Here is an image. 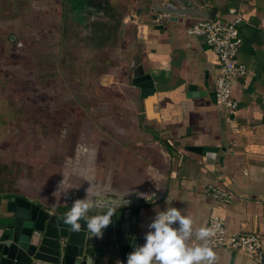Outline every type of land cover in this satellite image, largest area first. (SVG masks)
I'll use <instances>...</instances> for the list:
<instances>
[{"label":"crops","instance_id":"0c3cea01","mask_svg":"<svg viewBox=\"0 0 264 264\" xmlns=\"http://www.w3.org/2000/svg\"><path fill=\"white\" fill-rule=\"evenodd\" d=\"M197 1L215 7L216 18L224 24L232 21L229 10L238 8L243 13L244 22L240 26L243 44L238 61L246 66L247 75L233 83V97L239 105L235 112L213 103L209 96L188 97L191 85L200 92L215 93L214 83L220 68L216 54L205 42L187 33L200 17L164 18L153 14L151 9L160 3L158 0H67L72 7L66 22L67 61L77 62L80 56L86 70L101 67L115 70L134 54H131L132 44L144 47L154 89L150 88L151 93L141 98L133 97L144 106L135 114L136 124L130 130L120 127L115 132L128 134L132 139L131 144L124 145L128 159L121 157L110 177L97 176L93 180L91 175L87 179L90 181L87 188L94 187L93 205L107 200L122 205L125 200L135 199L133 204L140 206L135 246L145 243L144 235L157 211L168 207L189 215L194 230L206 227L210 217L219 214L229 234L258 232L264 240V0ZM29 2L0 0V14L3 15L9 3L18 7L16 12L21 15ZM70 15L76 20L81 16V21L77 20L75 25ZM154 15L158 16L157 21L151 19ZM156 25L164 28L156 29ZM7 29L9 32L0 31V54L12 36V41H17L14 31ZM17 60L11 66L13 74L21 68L22 73L31 71L33 78L36 77L35 67L26 68V59ZM8 100L0 93V108ZM2 112L0 136L2 132L12 131L17 121L12 120L15 114ZM0 147L2 159L6 148ZM187 147H211L218 152L211 159L190 152ZM39 184L35 175L11 174L0 168V194L27 198L53 212L55 206L44 204L36 196ZM210 185L230 192L233 203L219 206L206 194ZM29 186L33 187V193ZM140 193L154 194V199L142 200ZM196 242L194 237L190 241ZM213 250L217 254L216 264H264L226 248Z\"/></svg>","mask_w":264,"mask_h":264},{"label":"rangeland","instance_id":"374dc122","mask_svg":"<svg viewBox=\"0 0 264 264\" xmlns=\"http://www.w3.org/2000/svg\"><path fill=\"white\" fill-rule=\"evenodd\" d=\"M50 4L54 3L49 0ZM44 7L48 9L39 10V14L30 17L35 29L28 27L25 30V47L28 49L25 67H35L41 80L38 76L33 78L31 71L22 73L21 68L13 74L11 66L17 64V58L24 61L20 55L0 71V93L9 98L3 102L0 112L15 114L12 120H17L16 127L19 125V130L14 127L9 133L2 132L0 145L6 149L0 163L11 174L35 175L40 180V191L35 190L39 200L63 204L86 198L87 183L84 184L81 171L86 168L85 172L91 176V167H95L87 163L97 164L93 180L97 176L106 178L112 175L114 165L121 157L125 158L123 145L132 141L128 134H116V129L124 127L130 130L139 108L134 105L128 83L112 79L109 84L102 85L98 68L94 72L86 70L80 56L77 62L67 61L65 51L56 60L58 55L52 52L51 45L59 32V12L53 6ZM3 11L5 17L9 15L12 19L21 20L20 13L13 12L11 5ZM81 18L79 16L77 20L81 21ZM60 19L61 26L65 28V16ZM39 27L42 31H38V39L34 40L33 35ZM9 28L12 31L20 29ZM65 41L66 37L59 34L58 44ZM125 103L128 106L126 110ZM120 113L134 117L123 120ZM79 146L86 150L84 155L80 154ZM63 180L62 188L54 195ZM29 190L34 191L31 186Z\"/></svg>","mask_w":264,"mask_h":264},{"label":"water","instance_id":"95a60500","mask_svg":"<svg viewBox=\"0 0 264 264\" xmlns=\"http://www.w3.org/2000/svg\"><path fill=\"white\" fill-rule=\"evenodd\" d=\"M161 1L151 10L164 18L195 16L214 19L218 13L215 7H207L197 0ZM151 19L157 21L158 16ZM155 28L163 29L164 26L156 25ZM132 83L142 90V95L150 92V88L154 89L151 75H144L140 70L134 73ZM206 96L216 103L215 93L200 92L193 85L189 87L188 97ZM186 149L211 159H215L218 152L211 147ZM91 196L92 201L94 197ZM41 205L27 198L0 194V264H91L92 261L94 264H117V261L127 264V256L136 247L134 238L139 224V205L131 201L111 205L116 213L112 223L103 230L102 237L87 232V222L83 219L79 233L69 231L63 221L70 208L50 212ZM108 207L92 206L87 216L102 215Z\"/></svg>","mask_w":264,"mask_h":264},{"label":"clouds","instance_id":"9594fccd","mask_svg":"<svg viewBox=\"0 0 264 264\" xmlns=\"http://www.w3.org/2000/svg\"><path fill=\"white\" fill-rule=\"evenodd\" d=\"M64 180L58 185V193ZM92 186L87 191L85 199L74 201L70 210L65 214L63 223L73 233L81 231V219L87 222V232L94 237H102L103 230L112 223L116 213L111 206L106 213L88 217L92 208ZM141 198L151 202L154 194H139ZM193 219L182 214L175 207H168L165 211H157L148 231L144 235L145 243L138 245L127 256V264H216L217 254L210 246V238L216 235V225L193 229ZM179 225L174 227V225ZM195 238L196 243H190ZM91 264H94L92 261ZM117 264H122L117 261Z\"/></svg>","mask_w":264,"mask_h":264},{"label":"built area","instance_id":"2783aa9c","mask_svg":"<svg viewBox=\"0 0 264 264\" xmlns=\"http://www.w3.org/2000/svg\"><path fill=\"white\" fill-rule=\"evenodd\" d=\"M232 21L221 23L219 19L201 18L187 29L190 36L201 38L216 54L219 60V73L215 79L216 103L235 112L239 105L233 97V83L247 75V68L238 61V53L243 44L240 26L243 24V13L240 9H231ZM206 194L219 206L228 207L234 196L218 185H210ZM216 225V235L210 238L212 248H226L248 255L257 262L263 263L264 240L258 232L241 231L229 234L225 220L219 214H213L206 227Z\"/></svg>","mask_w":264,"mask_h":264},{"label":"flooded vegetation","instance_id":"af4514ba","mask_svg":"<svg viewBox=\"0 0 264 264\" xmlns=\"http://www.w3.org/2000/svg\"><path fill=\"white\" fill-rule=\"evenodd\" d=\"M59 2L60 3H58V5L57 4L56 5H54V4L48 5V1H46V0H31V3L29 2L30 5H27L28 7H26V12L20 15L21 20L20 19H15V17L12 19V18H10L9 15H7L5 17L4 15L0 14V31L2 29V30H6L7 32H9L8 31L9 29H7V28H9L10 26L19 27L20 28L19 30H14V33H13L14 35H17V38H16L17 41L13 42L12 39H13L14 36H12V38L7 41V44L3 45V48H2V51H1V54H0V71L5 66L9 65V63H11V61L15 58L16 55L17 56L20 55L22 58L26 59V53L28 52L27 51L28 49H26L27 46L25 47V37L24 38H22V37H23V35H25V30L28 27H31V28L35 29V27L33 25V22L31 21L30 17H31L32 14L38 13L39 10L48 9L47 7H44V6H53L59 12V15H58L59 16L58 17L59 18V32L55 34V35H57V37H55L56 39H55L53 45H51V48H53L52 52L53 53H57V55H58V58L56 60L61 58V54H64L63 52L65 51L66 47H65V42L63 44H58V35L61 34L63 37H65L68 27H67V23H66L65 28H63L61 26V21H60L61 19L60 18H62V15L65 16V20L67 22V17L71 13V8L72 7H71V5L68 4L67 0H59ZM158 2L162 3L161 0H158ZM62 4H63V6H62ZM10 5L11 4L8 3V5L6 7V10H7V8L10 7ZM11 7H12V11L13 12L18 11V7L13 6V5H11ZM60 7L64 8L63 11L59 10ZM0 12H1V10H0ZM65 12H67L68 15ZM74 13L75 12H72V15H74ZM158 14H160V13H158ZM161 15L162 14H160V16ZM70 17H71V15H70ZM71 20H72V22L75 23V25L78 23L77 20L74 17H71ZM40 29L41 28L39 27L37 29V31H36L37 33H34V35H33V39L34 40L38 39L37 36H38V31ZM41 31H42V29H41ZM11 32H13V31L11 30ZM64 33H65V35H64ZM132 46H131L132 47L131 48V54L133 52H134V54L128 60L123 61V65L120 64L122 66L117 65L115 67V70L113 68H109V69H105L103 67H101L100 69L98 68V73H99V78H100L99 80L101 81L102 85L107 84V83L109 84L112 79L115 80V81H118V82L120 81L119 83H128V86L130 87V91L132 92L133 97H137L138 96L137 98H141L143 96H146L149 92H146L145 94L143 93V95H142V90L139 89L138 87H134V85L132 83V80H133V77H134V73L137 70L138 71L140 70L142 72V74H144V75L149 74L148 62L145 59V55H143L144 49H142V48H144V47L141 45V46H138L139 48H137L133 44H132ZM18 49H20V50L21 49H25V50L18 51ZM65 56H67V58H68V55H67L66 52H65ZM116 58H117V56H116ZM119 63L120 62L117 61V64H119ZM38 66L40 67L41 64L40 65L38 64ZM95 69L96 68H89L87 70H89V71L93 70V72H94ZM111 69H112V71H110ZM37 73L38 72H36V77L38 76L40 78V80H41L40 73H38V74ZM54 74H56V73H54ZM91 78H93V74H92ZM40 80H39V83L41 84ZM99 80H98V82H99ZM137 93L139 95H137ZM39 99L42 101L41 96L39 97ZM122 101H125V99L123 98ZM125 105H126V103H125ZM134 105H135V107H138L139 109L141 108V106L144 108L143 104L139 105L137 101H135ZM126 108H128L127 105L124 107V109L126 110ZM102 112H106V111L102 110ZM137 113H138V111L136 112V114ZM120 114H123L122 115L123 117H121V119H123V120L124 119L126 120L128 117H134V115L128 116V114H126V113H120ZM106 118H109V117H106ZM135 124H136V122H135ZM66 137L67 136H65V138ZM130 139H131V137H130ZM129 142H132V141L130 140ZM79 147H81V149H80L81 153L80 152L79 153L83 154V152L86 151V150L84 148H82V146H79ZM122 150H125L124 149V145L122 147ZM143 152H145V150ZM85 154H86V152H85ZM124 155H125V151H124ZM124 157L128 159L127 155H125ZM84 159H85V157H84ZM123 160L127 161L125 159H122V161ZM87 165H95V167H91L92 171L90 170L91 175L94 176L95 172H96L97 164L92 162V163H87ZM85 169L81 171V173L84 174V176L82 174V180H83L84 184L90 182V181L88 182V180H87V179H89L90 175H87V173L85 172ZM80 176H81V174H80ZM92 189H94V187H92ZM87 190H88V188H87ZM141 199L138 198L137 200H141ZM142 200H144V199H142ZM128 201H130V200H125L124 202H128ZM134 201H135V199L132 202H134ZM42 202L44 203V201H42ZM73 203L74 202L57 204V202H56V203L48 204V203L45 202L44 204L49 205V206H55L56 209H61L62 210V209L71 208ZM116 203L117 202H115L113 200H107L106 202L97 201L96 204L93 205V208H100V207H102L104 205L111 206V205H114Z\"/></svg>","mask_w":264,"mask_h":264}]
</instances>
